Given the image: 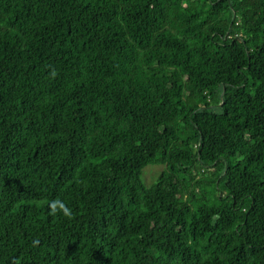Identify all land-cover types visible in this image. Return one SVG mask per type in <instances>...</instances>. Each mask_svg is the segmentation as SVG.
<instances>
[{
  "label": "trees",
  "instance_id": "obj_1",
  "mask_svg": "<svg viewBox=\"0 0 264 264\" xmlns=\"http://www.w3.org/2000/svg\"><path fill=\"white\" fill-rule=\"evenodd\" d=\"M0 264H264V0H0Z\"/></svg>",
  "mask_w": 264,
  "mask_h": 264
},
{
  "label": "clouds",
  "instance_id": "obj_2",
  "mask_svg": "<svg viewBox=\"0 0 264 264\" xmlns=\"http://www.w3.org/2000/svg\"><path fill=\"white\" fill-rule=\"evenodd\" d=\"M49 212L51 215L62 214L68 219H72L73 215L68 206L64 203V201L56 199L49 203Z\"/></svg>",
  "mask_w": 264,
  "mask_h": 264
},
{
  "label": "rangeland",
  "instance_id": "obj_3",
  "mask_svg": "<svg viewBox=\"0 0 264 264\" xmlns=\"http://www.w3.org/2000/svg\"><path fill=\"white\" fill-rule=\"evenodd\" d=\"M162 170V165H147L142 170L141 179L146 185L150 184Z\"/></svg>",
  "mask_w": 264,
  "mask_h": 264
}]
</instances>
